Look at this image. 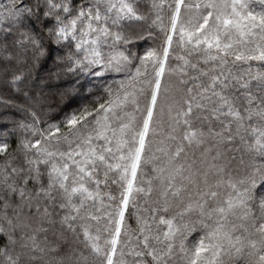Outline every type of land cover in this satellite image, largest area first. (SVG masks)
<instances>
[{"label":"snow or ice","instance_id":"obj_1","mask_svg":"<svg viewBox=\"0 0 264 264\" xmlns=\"http://www.w3.org/2000/svg\"><path fill=\"white\" fill-rule=\"evenodd\" d=\"M0 264H264V0H0Z\"/></svg>","mask_w":264,"mask_h":264}]
</instances>
